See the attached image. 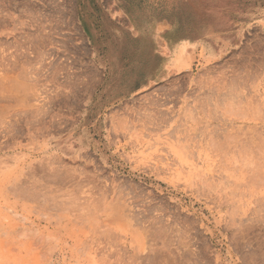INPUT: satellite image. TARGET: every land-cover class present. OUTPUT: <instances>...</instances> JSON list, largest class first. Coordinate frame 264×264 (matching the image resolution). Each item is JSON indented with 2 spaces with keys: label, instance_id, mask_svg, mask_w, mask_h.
<instances>
[{
  "label": "rangeland",
  "instance_id": "obj_1",
  "mask_svg": "<svg viewBox=\"0 0 264 264\" xmlns=\"http://www.w3.org/2000/svg\"><path fill=\"white\" fill-rule=\"evenodd\" d=\"M184 2L215 34L109 103L70 13L0 0V264H264V0Z\"/></svg>",
  "mask_w": 264,
  "mask_h": 264
},
{
  "label": "crops",
  "instance_id": "obj_2",
  "mask_svg": "<svg viewBox=\"0 0 264 264\" xmlns=\"http://www.w3.org/2000/svg\"><path fill=\"white\" fill-rule=\"evenodd\" d=\"M68 14L83 39L86 57L102 73L97 101L116 103L172 77L192 49L200 50L204 21L190 16L184 0H37ZM249 0L234 19L251 18ZM63 23L61 28H69Z\"/></svg>",
  "mask_w": 264,
  "mask_h": 264
}]
</instances>
